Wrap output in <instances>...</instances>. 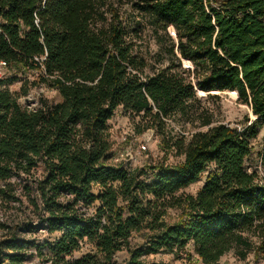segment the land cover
Instances as JSON below:
<instances>
[{
	"label": "trees",
	"instance_id": "trees-1",
	"mask_svg": "<svg viewBox=\"0 0 264 264\" xmlns=\"http://www.w3.org/2000/svg\"><path fill=\"white\" fill-rule=\"evenodd\" d=\"M145 29L164 52L146 56ZM0 60L13 79L37 70L60 96L22 106L0 78V264H116L122 251L125 264H164L147 260L163 250L184 264L264 258V140L260 171L247 165L264 128V0H0ZM200 91L235 92L254 119L216 123ZM119 108L184 159L114 162ZM173 122L181 130L166 136Z\"/></svg>",
	"mask_w": 264,
	"mask_h": 264
},
{
	"label": "rangeland",
	"instance_id": "rangeland-1",
	"mask_svg": "<svg viewBox=\"0 0 264 264\" xmlns=\"http://www.w3.org/2000/svg\"><path fill=\"white\" fill-rule=\"evenodd\" d=\"M127 10L128 18H132V9L126 5L124 7ZM131 13V14H130ZM172 33V29L169 31ZM163 50L155 42L150 29L144 31V44L143 52L146 56L150 57L151 54H157ZM164 52V51H163ZM165 58L164 64H167L168 56L162 53ZM182 66L186 67L184 61ZM192 68V67H186ZM39 74L37 70L27 71L25 74H19L18 78L13 79L16 75L14 71L10 70L8 75L9 79H13L11 82H7V86L10 91L17 95L18 102L22 106L29 108H36L41 105L42 100L50 102H58L60 96L58 92L45 85L44 83H36V77ZM23 87L28 88L27 94L23 95ZM199 96L202 99L201 106L208 110L212 115L216 123H226L232 126L242 127L247 119L253 120L251 108L238 101V96L235 92H219L213 91L210 94L208 92L200 91ZM138 119L131 118L121 108L115 111L113 117L109 120L111 140L113 143V150L115 153L114 162L117 164H124L128 168L143 167L154 165L157 163H165L169 165L177 164L184 158L181 155L176 154V151L171 148L169 150H163L160 146L161 135L157 134L154 130L149 129L142 134H136L135 122ZM181 123L173 122L166 129V136L171 131L172 136H176L181 130ZM187 127L192 132L202 130L203 128H194L187 124ZM264 140V128L261 130L259 137L254 141L255 151L247 161V165L251 169H257L260 171L258 151L262 147ZM142 146H146L143 149ZM150 178V176H148ZM203 181L193 184L185 191L187 193H195L202 185ZM183 209L174 208L169 210L168 220L174 222L182 214ZM41 240L53 241L55 236H50L47 233H39ZM142 241L141 235L136 234L133 238V245H139ZM192 249V247L190 246ZM86 252V246L80 251L75 252V256H81ZM129 257L127 251L119 252L115 255L116 264H125ZM147 260L149 262H161L164 264H184V259L178 257L176 252L169 250H163L159 253L150 255ZM32 263L37 264L39 259L32 258ZM218 264H264V258L257 257L253 252L249 253L246 258H240L235 251H230L225 254Z\"/></svg>",
	"mask_w": 264,
	"mask_h": 264
},
{
	"label": "built area",
	"instance_id": "built-area-1",
	"mask_svg": "<svg viewBox=\"0 0 264 264\" xmlns=\"http://www.w3.org/2000/svg\"><path fill=\"white\" fill-rule=\"evenodd\" d=\"M45 57H35V60L39 63H41ZM10 73V68L8 63L5 60H0V78H6L8 77ZM143 149H146V146H142Z\"/></svg>",
	"mask_w": 264,
	"mask_h": 264
},
{
	"label": "water",
	"instance_id": "water-1",
	"mask_svg": "<svg viewBox=\"0 0 264 264\" xmlns=\"http://www.w3.org/2000/svg\"><path fill=\"white\" fill-rule=\"evenodd\" d=\"M174 34H175V32H174Z\"/></svg>",
	"mask_w": 264,
	"mask_h": 264
}]
</instances>
